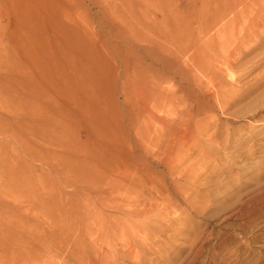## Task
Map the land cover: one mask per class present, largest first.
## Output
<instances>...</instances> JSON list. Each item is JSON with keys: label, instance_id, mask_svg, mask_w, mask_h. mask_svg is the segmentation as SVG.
Returning <instances> with one entry per match:
<instances>
[{"label": "rangeland", "instance_id": "374dc122", "mask_svg": "<svg viewBox=\"0 0 264 264\" xmlns=\"http://www.w3.org/2000/svg\"><path fill=\"white\" fill-rule=\"evenodd\" d=\"M147 1L0 0V264H264V0H164L167 24L144 19L170 52L194 45L163 56L175 72L152 66L177 103L138 118L141 146L93 79L110 42L136 49ZM166 124L189 140L160 141ZM113 142L149 167L109 174Z\"/></svg>", "mask_w": 264, "mask_h": 264}, {"label": "bare ground", "instance_id": "6f19581e", "mask_svg": "<svg viewBox=\"0 0 264 264\" xmlns=\"http://www.w3.org/2000/svg\"><path fill=\"white\" fill-rule=\"evenodd\" d=\"M149 1V0H148ZM147 1V2H148ZM232 1V0H231ZM151 3V1H150ZM150 3H147L145 8L143 10H141V14H140V19H138V25L140 26L141 29L145 30L146 31V34L144 36H138V38L136 37V42L138 43L137 46L135 47L136 49L133 50V49H128V47H121V48H124L123 50L120 48V45H115L113 43L110 42L109 44V47H108V55H109V58L111 62H113V64H115V66H107L105 71H102L100 70L99 73H96L94 72V79H93V83L94 85L98 86V87H102L105 91L108 92V94H106L107 96V103H109L111 106H115V110L114 111H110L111 113L114 114V117L117 119V120H121V122L126 125V126H130V128L132 127L133 130H134V136L136 137V140L139 142V144L141 146L145 145V142L149 141V142H153V138H148L149 136V132L147 133V130H142V125L141 123L139 124L138 123V118L139 117H142V116H146L149 118V120H156L154 119L155 117H153V115L151 114L152 109H158L160 107H163V106H166L167 103H173L172 102V97L169 95V93L164 90V88L161 86L162 85V79L159 78L158 76H154V75H151L152 72H154L152 66L155 64V65H158L160 69H163L164 72H172L170 71V69L172 68V65L169 63V61H167L166 59H164V55H174V56H181L183 55L184 53V48L185 47H191V45L193 43H189L188 45L186 43H180L181 41H178V44H177V47H176V50L175 51H169L167 46L165 44H161V43H157L156 40L157 39H160V40H163V42H166L168 44L170 43H173L171 41L174 40L173 38L169 37L166 35V33H163L161 30H159V28H156V26H154L153 24L150 25V26H146L143 24V21L144 19H153L155 20V14L154 13H160L161 15V25H163L164 23L167 24L168 22V19H167V16L170 14V12H168V9H167V4L164 3V0H158L156 1V4H150ZM232 3V2H231ZM235 6V4H233L232 6H230L228 8V11L230 12H233V7ZM226 8V6H225ZM225 11V9H223ZM219 14V13H218ZM225 14V13H224ZM225 16V15H223ZM146 19V20H147ZM223 19V18H222ZM145 23V22H144ZM215 24V23H214ZM165 27V26H164ZM133 28V27H131ZM201 28V27H200ZM115 29V28H114ZM117 29L114 30V35L115 36H118L119 38H121V33L116 31ZM209 31V27L208 28H204L200 31H198V34H206L207 32ZM194 32V31H193ZM134 33V32H133ZM192 33V32H191ZM148 35V36H146ZM171 35V34H170ZM114 36V37H115ZM192 36V35H191ZM190 36V38H192ZM201 37V36H200ZM157 38V39H156ZM156 39V40H155ZM176 39V38H175ZM178 40V39H177ZM193 40V39H192ZM127 41V40H126ZM207 41V40H206ZM105 42V40H102L101 43ZM190 42H192L190 40ZM210 42V41H209ZM208 42V43H209ZM135 43V42H134ZM130 44V43H129ZM108 45V44H107ZM194 45V44H193ZM196 45V44H195ZM134 46V45H133ZM132 47V46H131ZM198 47V46H197ZM196 48V46H195ZM186 49V48H185ZM198 49V48H197ZM195 49V51L197 50ZM192 50V48H191ZM244 50V49H243ZM201 51V50H200ZM222 51V50H221ZM197 52V51H196ZM203 53V52H202ZM198 56V55H197ZM196 56V57H197ZM197 60H199L197 58ZM196 61V60H195ZM149 62V63H148ZM193 62V61H192ZM202 62V60H201ZM120 67H119V65ZM228 63V62H227ZM208 64V63H207ZM210 64V63H209ZM193 65V64H192ZM203 68V66H202ZM211 68V67H210ZM228 68V67H227ZM172 70H174L175 72V69L172 68ZM208 70V69H207ZM208 71H211V70H208ZM178 72V71H177ZM202 72V70H201ZM210 73V72H208ZM198 74V73H197ZM179 75V74H178ZM202 75V73H201ZM208 75V74H207ZM177 76V74H176ZM203 77V75H202ZM201 78V77H200ZM121 79V81H120ZM201 80V79H200ZM204 79H202L203 81ZM21 83V81H19ZM200 82V81H199ZM46 83H49V82H46ZM198 83V82H197ZM26 84V83H25ZM180 84V83H179ZM196 84V83H195ZM200 84V83H199ZM198 84V85H199ZM260 84V83H259ZM217 86V85H216ZM241 86V85H240ZM258 86V85H257ZM203 87V85H202ZM215 86H213L214 88ZM218 87V86H217ZM46 88H51V84H48L46 86ZM79 95H77V98L74 99V96L71 94V87L70 88H65L67 90V92H69V98H71L73 101H77L78 103H82L84 101V98L85 97V91L83 90L82 87H79ZM101 88V89H102ZM182 89V88H181ZM201 89V88H200ZM119 90H121V94L123 95V99H122V102L120 103L118 101V93H119ZM214 90V89H212ZM175 91V90H174ZM182 91V90H181ZM206 91V90H205ZM176 92V91H175ZM179 93V91L177 92ZM176 93V94H177ZM209 93V92H208ZM207 93V94H208ZM218 93V92H217ZM64 94V93H63ZM214 94V92H213ZM222 94V93H221ZM205 95V94H204ZM226 95V94H225ZM224 96V95H223ZM174 97V96H173ZM177 97V96H176ZM175 97V98H176ZM180 97V96H179ZM184 97V96H182ZM215 97V96H214ZM221 97V96H220ZM219 97V98H220ZM225 97V96H224ZM223 97V98H224ZM180 100H178L179 102H182L181 100V97L179 98ZM184 99V98H183ZM221 99V98H220ZM219 99V100H220ZM105 100V101H106ZM173 100H176V99H173ZM217 99V102L219 101ZM223 100V99H222ZM192 101V100H191ZM177 103V101H175ZM174 102V103H175ZM185 102V101H184ZM187 102V101H186ZM196 102H198L196 100ZM216 102V103H217ZM224 102V100L222 101ZM183 103V102H182ZM225 103V102H224ZM235 103V102H234ZM122 104L125 105V110L122 109ZM179 104V103H178ZM177 104V105H178ZM198 104V103H197ZM173 105V104H172ZM183 105V104H182ZM181 103H180V106H182ZM196 105V104H195ZM223 105V104H222ZM226 105V104H225ZM171 106V105H170ZM176 107V105H173ZM173 106H171L172 108H174ZM192 107V105H190ZM194 106V105H193ZM179 107V106H178ZM176 107V109L178 108ZM182 107H186V105L184 104V106ZM197 106H195L196 108ZM199 107V106H198ZM220 107V106H219ZM124 108V107H123ZM188 108V107H187ZM179 109V108H178ZM182 109V108H181ZM221 109V107H220ZM225 109V107H224ZM152 110V111H151ZM185 110V109H184ZM211 110V109H210ZM133 111H136V115H132V112ZM182 111V110H181ZM188 111V110H186ZM185 111V112H186ZM193 111V110H192ZM196 111V110H195ZM226 111V110H225ZM129 112V113H128ZM125 113V114H124ZM184 113V112H183ZM191 113V112H190ZM198 113V112H197ZM200 113V112H199ZM196 114V113H195ZM125 115L129 116L127 118H125ZM179 115V113H178ZM186 114H183L181 116H183L185 119V116ZM192 115V113H191ZM197 115V114H196ZM195 115V116H196ZM111 118L113 119V115L111 114L110 115ZM187 116V115H186ZM194 116V115H193ZM192 116V117H193ZM198 116V115H197ZM239 116V115H238ZM172 117V116H170ZM188 117V116H187ZM157 118V117H156ZM176 118V117H175ZM172 119V118H171ZM170 119V120H171ZM182 119V118H181ZM182 119V121H183ZM161 120V119H159ZM190 120V119H189ZM150 121V122H151ZM152 121V122H153ZM168 121V120H166ZM172 121V120H171ZM181 121V122H182ZM109 122H112V120L110 119ZM157 122L160 124V122L157 120ZM170 122V121H168ZM167 122V123H168ZM181 122H178V123H181ZM187 122V121H186ZM177 123V124H178ZM153 124V123H152ZM155 124V123H154ZM164 124V123H163ZM174 124V123H172ZM183 123H181L182 125ZM168 125H171V124H168ZM181 125H179L180 127H182ZM207 126V125H206ZM214 126V125H213ZM171 126H167L166 124V127L165 129L167 131H165V129L162 131L161 135H159V140L160 141H167L168 138H171L173 139L174 138H177L178 141L180 140H185L186 137H185V133L182 132V129L179 131L178 129V132L175 133V131H172L171 134H170V128ZM173 127V126H172ZM175 127V126H174ZM178 127V126H177ZM215 127V126H214ZM164 128V127H163ZM176 128V127H175ZM190 128V127H189ZM203 128H206L205 126ZM153 129V128H152ZM157 129V128H156ZM155 130V129H154ZM159 130V131H160ZM174 130V128H173ZM184 131H186L184 128H183ZM202 130V129H201ZM254 130V129H253ZM158 131V130H157ZM188 132V131H187ZM147 133V134H146ZM156 133V132H155ZM154 133V134H155ZM190 133V132H189ZM259 133V132H258ZM151 134V133H150ZM157 134V133H156ZM188 134V133H187ZM186 134V135H187ZM193 134V133H191ZM197 134V133H196ZM127 135V134H126ZM158 135V134H157ZM190 135V134H189ZM259 135V134H258ZM111 136V135H110ZM151 137V136H150ZM156 137L155 136V140H156ZM194 137V136H193ZM116 138V137H115ZM190 138V136H189ZM192 138V137H191ZM171 140V139H169ZM174 140V139H173ZM186 140H189L188 137ZM185 140V141H186ZM145 141V142H144ZM184 141V142H185ZM129 142V141H128ZM158 142V141H157ZM173 142V141H171ZM169 143V142H168ZM175 143V142H174ZM173 143V144H174ZM179 143V142H178ZM193 143H196V142H193ZM158 144V143H157ZM171 144V143H170ZM169 144V146H170ZM185 144V143H184ZM197 144V143H196ZM195 144V145H196ZM160 145V144H159ZM164 146V150L166 149V147L168 145H166V143H163L161 144ZM160 145V146H161ZM175 145V144H174ZM177 145V143H176ZM112 148H111V152H110V159L109 160H106L105 158L103 160H100V163H101V166L105 168H107L109 171V174H118V175H122V174H127L128 172H130L129 168L128 167H132V169H136L137 170V166L139 165L140 167L142 168H148L149 164H147V162L144 160L145 157L141 154L139 156H135L132 154V152L130 151V144L127 143L126 145V150H121L119 148L118 145H116L114 142L111 144ZM169 146L167 147V150L169 148ZM124 147V146H123ZM184 147V145H183ZM186 147V146H185ZM190 147V145H189ZM192 147V146H191ZM193 148V147H192ZM195 148V147H194ZM188 151V149H186ZM190 150V149H189ZM143 153L146 155V156H151L152 153H150L149 151L147 150H143ZM165 153V152H164ZM160 154V153H159ZM185 154V153H184ZM115 157H118L120 159V161H122L121 163L124 165V167L120 166H114L113 164H115L116 162V158ZM102 158V156H101ZM164 158V157H163ZM119 161V162H120ZM135 166V167H133ZM154 166V165H153ZM132 171V170H131ZM264 172V171H263ZM133 173V172H132ZM135 173V172H134ZM133 173V174H134ZM111 176V175H110ZM109 178V177H108ZM124 178V177H123ZM140 178V177H139ZM112 179V178H110ZM127 179V178H126ZM107 180V179H106ZM142 180V181H141ZM129 181V180H128ZM120 182V181H119ZM132 182V181H131ZM123 185L125 183L121 182ZM106 184V183H105ZM127 184V183H126ZM125 184V186H126ZM133 184L136 185V181L133 182ZM133 184H130L131 186L129 187H132ZM141 184V190L143 188H147V187H150V189L152 188V184L151 182H147L143 179L140 178V180L138 181L137 179V185ZM107 185L109 186V188H113V186H116L118 184H116V182H108ZM121 184H119L118 186H120ZM106 186V185H105ZM128 186V185H127ZM165 186V185H164ZM126 188V187H125ZM128 188V187H127ZM126 188V189H127ZM136 188V187H135ZM134 188V189H135ZM107 189V188H105ZM122 189V188H121ZM124 189V188H123ZM129 189V188H128ZM133 189V188H132ZM149 189V190H150ZM153 189V188H152ZM131 190V189H130ZM137 190V188L135 189ZM148 190V191H149ZM104 191V190H103ZM101 191V192H103ZM140 191V190H139ZM107 192V191H106ZM112 192V191H111ZM110 192V193H111ZM142 192V191H141ZM145 193V192H144ZM103 194V193H101ZM105 194V193H104ZM103 194V196H104ZM128 194V193H127ZM139 194V193H138ZM138 194H135V191H134V195L135 197L138 195ZM106 195V194H105ZM144 195V194H143ZM146 195V194H145ZM144 195V196H145ZM249 195V194H248ZM109 196V194L107 195ZM150 196V195H148ZM102 198V196H100ZM99 197V198H100ZM105 197V196H104ZM151 197V196H150ZM100 198V199H101ZM106 198V197H105ZM111 198V197H109ZM131 198H132V195H131ZM138 198V197H137ZM142 198V197H141ZM144 198V197H143ZM146 198V196H145ZM103 199V198H102ZM140 199V197L138 198V200ZM150 198L146 199L147 201H149ZM104 200V199H103ZM101 201V202H104V201ZM144 200V201H146ZM151 200V199H150ZM157 200V199H156ZM119 201V200H118ZM131 201V200H130ZM134 201H137V199H135ZM153 201V200H152ZM151 201V202H152ZM108 202V201H107ZM106 202V203H107ZM125 202V201H124ZM127 202V201H126ZM139 202V201H138ZM150 202V201H149ZM147 203V202H145ZM144 203V204H145ZM245 203V202H244ZM110 204V203H109ZM115 204V202H114ZM123 204V203H122ZM125 204V203H124ZM133 205L134 202L132 203ZM137 204V203H136ZM149 204V203H148ZM151 205V204H150ZM144 206V205H143ZM146 206V205H145ZM234 206V205H233ZM147 207V206H146ZM145 207V208H146ZM117 208V207H116ZM132 208V207H131ZM234 208V207H233ZM134 209H135V206H134ZM136 210V209H135ZM237 211V210H236ZM120 218V217H119ZM122 218V217H121ZM120 220V219H119ZM136 221V220H134ZM114 226V225H113ZM117 226V225H116ZM120 226V225H119ZM153 227V226H152ZM119 228V227H118ZM120 229V228H119ZM105 230V229H104ZM112 230V229H111ZM124 230V228H123ZM3 231V230H2ZM98 231V230H97ZM122 231V230H121ZM113 232V231H111ZM116 232V231H115ZM114 232V234H115ZM117 232H118V229H117ZM120 232V231H119ZM124 232V231H122ZM103 235L105 234L104 232H102ZM113 234V233H112ZM119 234V233H118ZM122 234V233H120ZM152 234V233H151ZM101 235V236H103ZM117 235V234H116ZM123 235V234H122ZM125 235V234H124ZM115 236V235H114ZM113 236V237H114ZM118 237V236H117ZM122 238V237H121ZM119 237V240L121 239ZM124 238V237H123ZM122 238V239H123ZM151 238V237H150ZM153 238V237H152ZM121 241V240H120ZM120 241H117V242H120ZM123 241V240H122ZM122 241H121V244H122ZM120 244V243H119ZM95 246V245H94ZM119 246V245H118ZM93 248V246H92ZM91 248V249H92ZM96 248V247H95ZM97 249V248H96ZM133 249V248H132ZM196 249V248H195ZM200 249V248H199ZM201 250V249H200ZM121 251V250H120ZM98 252V251H97ZM129 252V251H128ZM197 252V251H195ZM199 252V251H198ZM96 253V252H95ZM130 254V253H129ZM133 255V254H131ZM120 256V255H119ZM130 256V255H129ZM96 257V256H95ZM89 258H91L89 256ZM110 258V257H109ZM196 258V257H195ZM95 259V258H94ZM90 260V259H89ZM93 260V259H92ZM131 260V259H130ZM94 261V260H93ZM88 263V262H87ZM95 263V261H94Z\"/></svg>", "mask_w": 264, "mask_h": 264}]
</instances>
